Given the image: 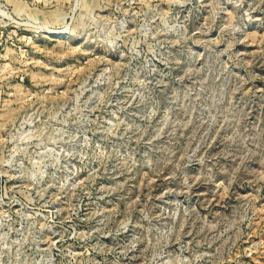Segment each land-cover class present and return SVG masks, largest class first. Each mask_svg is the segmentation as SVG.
I'll use <instances>...</instances> for the list:
<instances>
[{
	"label": "rangeland",
	"instance_id": "obj_1",
	"mask_svg": "<svg viewBox=\"0 0 264 264\" xmlns=\"http://www.w3.org/2000/svg\"><path fill=\"white\" fill-rule=\"evenodd\" d=\"M0 264H264V0H0Z\"/></svg>",
	"mask_w": 264,
	"mask_h": 264
}]
</instances>
